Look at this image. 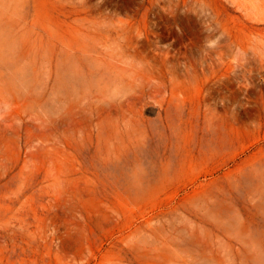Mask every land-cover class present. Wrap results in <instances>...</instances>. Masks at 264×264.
<instances>
[{"label":"rangeland","instance_id":"374dc122","mask_svg":"<svg viewBox=\"0 0 264 264\" xmlns=\"http://www.w3.org/2000/svg\"><path fill=\"white\" fill-rule=\"evenodd\" d=\"M112 262L264 264V0H0V264Z\"/></svg>","mask_w":264,"mask_h":264},{"label":"bare ground","instance_id":"6f19581e","mask_svg":"<svg viewBox=\"0 0 264 264\" xmlns=\"http://www.w3.org/2000/svg\"><path fill=\"white\" fill-rule=\"evenodd\" d=\"M91 245H92V244H91ZM96 247H97V246H96ZM96 247H95V248H96ZM88 248H90V247H88ZM92 249H93V248H92ZM93 250H94V249H93ZM85 251H86V250H85ZM90 251H91V250H90ZM99 251H100V250H99ZM101 251H102V250H101ZM101 251H100V252H101ZM95 252H96V251H95ZM97 252H98V251H97ZM84 253H85V252H84ZM86 253H87V252H86ZM87 254H88V253H87ZM99 254H100V253H99ZM102 254H103V253H102ZM93 255H94V254H93ZM101 256H102V255H101ZM101 256H100V257H101ZM92 257H93V256H92ZM87 259H88V258H87ZM87 259H86V260H87ZM99 259H100V258H99ZM114 259H115V258H114ZM96 261H97V260H96ZM81 262H82V261H81ZM83 263H84V262H83ZM83 263H82V264H83ZM106 263H107V262H106ZM118 263H119V262H118ZM102 264H105V263H102ZM111 264H117V263H116V262H112Z\"/></svg>","mask_w":264,"mask_h":264}]
</instances>
